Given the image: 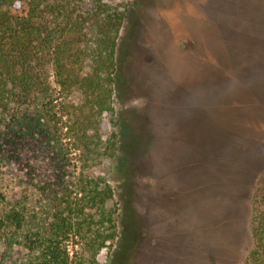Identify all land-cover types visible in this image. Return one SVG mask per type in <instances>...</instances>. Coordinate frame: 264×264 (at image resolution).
<instances>
[{"label":"rangeland","instance_id":"rangeland-1","mask_svg":"<svg viewBox=\"0 0 264 264\" xmlns=\"http://www.w3.org/2000/svg\"><path fill=\"white\" fill-rule=\"evenodd\" d=\"M107 2L127 8L114 85L118 125L106 122L105 132H118L119 145L86 175L108 180L121 217L114 247L98 259L244 264L264 205V0ZM28 107L43 116L40 102ZM62 143L63 167L41 137L0 127V219L18 207L28 223L0 230V264H33L23 239L52 222L51 191L41 186L55 173L60 194L78 200L80 153ZM66 245L80 254L72 237Z\"/></svg>","mask_w":264,"mask_h":264},{"label":"trees","instance_id":"trees-1","mask_svg":"<svg viewBox=\"0 0 264 264\" xmlns=\"http://www.w3.org/2000/svg\"><path fill=\"white\" fill-rule=\"evenodd\" d=\"M126 11L107 0H0V127L21 138L41 137L61 167L62 142L68 139L82 162L75 176L77 201L60 194L58 173L41 186L51 191L53 219L24 236L23 246L35 253L33 264H104L100 251L111 250L118 238L115 190L105 177H89L86 170L118 150L119 133L105 132L106 122L118 125L114 85ZM35 101L43 116L23 108ZM26 217L23 208L12 207L1 217L0 230H22ZM71 237L73 248L81 245L80 254L66 245ZM253 237L244 264H264V205L257 210Z\"/></svg>","mask_w":264,"mask_h":264}]
</instances>
